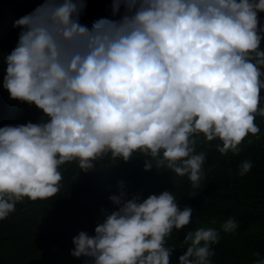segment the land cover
Wrapping results in <instances>:
<instances>
[{"label":"clouds","instance_id":"9594fccd","mask_svg":"<svg viewBox=\"0 0 264 264\" xmlns=\"http://www.w3.org/2000/svg\"><path fill=\"white\" fill-rule=\"evenodd\" d=\"M86 4L42 0L13 23L20 31L2 87L43 119L0 127V220L25 198H54L72 162L89 173L105 157L112 166L142 157L143 171L186 176L198 189L201 137L218 140L224 156L260 132L264 0H109L110 15L90 26L81 22ZM251 168L244 160L238 174ZM125 183L108 197L116 208L100 209L94 234L72 238L70 255L84 264H170L166 240L193 209L168 190L128 198ZM237 228L229 217L220 230ZM220 230L189 231L178 264H211Z\"/></svg>","mask_w":264,"mask_h":264},{"label":"trees","instance_id":"16d2710c","mask_svg":"<svg viewBox=\"0 0 264 264\" xmlns=\"http://www.w3.org/2000/svg\"><path fill=\"white\" fill-rule=\"evenodd\" d=\"M41 2L0 0V127L43 119L34 106L10 100L2 87L6 68L3 60L16 46L20 31L13 23ZM108 9L109 0H87L81 22L90 26L109 16ZM258 15L264 24V13ZM260 47L264 50V39ZM260 95L264 98V90ZM260 106L264 107V99ZM255 123L260 129L258 136L249 134L239 145V154L229 152L221 156L215 147L218 140L204 143L201 137L196 152H204L206 160L198 189L192 188L186 176L155 168L143 171L142 157L116 166L105 157L89 173L82 172L75 162L63 165L61 188L54 198L35 202L25 198L23 203L16 204L15 212L0 220V264H84L85 258L70 255L72 238L80 231L94 234L97 221L102 220L100 209L116 208L108 197L119 194L120 180L126 182L128 198L136 192L146 198L168 190L181 209H193L189 225L174 230L166 240V246L173 248L170 264H178V257L188 247L183 240L189 231L220 230L229 217L236 219L238 228L230 233L220 230V241L212 246L211 264H255L264 259V118L257 116ZM244 160L251 161L252 168L240 176L239 166ZM193 191L194 198L190 197Z\"/></svg>","mask_w":264,"mask_h":264}]
</instances>
